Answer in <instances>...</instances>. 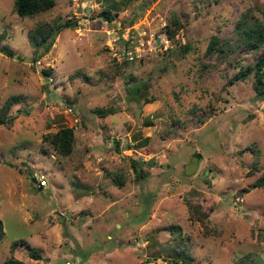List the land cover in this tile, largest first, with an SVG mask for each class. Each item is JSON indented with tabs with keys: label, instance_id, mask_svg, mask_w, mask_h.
I'll return each mask as SVG.
<instances>
[{
	"label": "rangeland",
	"instance_id": "obj_1",
	"mask_svg": "<svg viewBox=\"0 0 264 264\" xmlns=\"http://www.w3.org/2000/svg\"><path fill=\"white\" fill-rule=\"evenodd\" d=\"M82 1L20 16L0 0V105L17 97L0 124V264H264V100L252 73L232 78L261 51L245 34L264 0ZM38 22L56 30L47 50ZM60 126L65 155L43 138Z\"/></svg>",
	"mask_w": 264,
	"mask_h": 264
},
{
	"label": "trees",
	"instance_id": "obj_2",
	"mask_svg": "<svg viewBox=\"0 0 264 264\" xmlns=\"http://www.w3.org/2000/svg\"><path fill=\"white\" fill-rule=\"evenodd\" d=\"M54 0H13V9L14 11L20 15H29L39 10H43L52 6ZM96 16L102 17L103 19L110 20L112 16H110V9L107 7H103L96 13ZM175 17L172 16L170 19L171 23L175 22ZM76 22L71 19H64L62 22L56 23L55 28L59 29L61 27H74ZM257 25V26H255ZM251 26V32L248 28L245 34V41H247V45L250 47H256L261 45V51L254 59V62L250 65H246L243 69H240L238 72L234 74L232 78H243L247 76L249 73H252L253 85L256 89V97L264 100V25L255 24ZM52 28L46 22H38L29 33V39L32 44L38 45L41 44L44 50H47L52 42L50 39V34ZM165 36L168 39L172 38L173 30L169 27L168 24L164 26ZM219 39L214 36L210 39L209 43L206 47V52L214 48H221L219 44ZM0 51L4 54L11 56L13 53L5 46H0ZM140 87L138 86H130V90L133 92L138 90ZM17 97L15 95H11L9 98L3 101L0 105V124L6 123L11 120V115L8 113V109L13 100ZM145 101H149L148 97L144 98ZM110 112V111H109ZM46 139L51 147L60 154H68L72 147L73 140V131L70 126H60L56 131L52 133H46L43 136ZM255 186L262 187L264 190V172H262L258 178L253 183ZM189 206V210L191 212V205ZM194 208V209H193ZM192 210H196L198 212L197 207H192ZM2 223L0 220V238L2 236ZM20 242L25 243L29 253V256L34 258L39 257L37 251L31 246H29L24 239H19ZM15 243V241H13ZM1 264H20V260L12 257H8L4 259Z\"/></svg>",
	"mask_w": 264,
	"mask_h": 264
},
{
	"label": "built area",
	"instance_id": "obj_3",
	"mask_svg": "<svg viewBox=\"0 0 264 264\" xmlns=\"http://www.w3.org/2000/svg\"><path fill=\"white\" fill-rule=\"evenodd\" d=\"M71 2L74 4V6L79 7L82 11H87L88 8H85V3L82 0H71ZM117 38L116 34L111 35L110 38L108 39L109 42L112 41L114 43L115 39ZM126 48V47H125ZM125 51H128L127 49ZM67 109L70 111L71 107H67ZM44 181L40 179V183H43Z\"/></svg>",
	"mask_w": 264,
	"mask_h": 264
},
{
	"label": "water",
	"instance_id": "obj_4",
	"mask_svg": "<svg viewBox=\"0 0 264 264\" xmlns=\"http://www.w3.org/2000/svg\"><path fill=\"white\" fill-rule=\"evenodd\" d=\"M55 33H56V30H53V32H52V34H51V36H53Z\"/></svg>",
	"mask_w": 264,
	"mask_h": 264
}]
</instances>
